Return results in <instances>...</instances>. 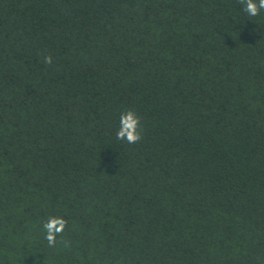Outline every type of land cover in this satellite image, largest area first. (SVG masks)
Masks as SVG:
<instances>
[{
  "label": "trees",
  "instance_id": "1",
  "mask_svg": "<svg viewBox=\"0 0 264 264\" xmlns=\"http://www.w3.org/2000/svg\"><path fill=\"white\" fill-rule=\"evenodd\" d=\"M0 264H264V12L0 0Z\"/></svg>",
  "mask_w": 264,
  "mask_h": 264
},
{
  "label": "clouds",
  "instance_id": "2",
  "mask_svg": "<svg viewBox=\"0 0 264 264\" xmlns=\"http://www.w3.org/2000/svg\"><path fill=\"white\" fill-rule=\"evenodd\" d=\"M242 6V11L249 17H259L264 12V0H238ZM43 62L47 65L52 64V56L48 55ZM144 129L141 117L136 110L127 109L120 113L119 127L115 132L118 141L129 145L138 144L143 139ZM67 227V221L60 216H49L42 223L44 238L49 247H54L57 237L61 235Z\"/></svg>",
  "mask_w": 264,
  "mask_h": 264
}]
</instances>
